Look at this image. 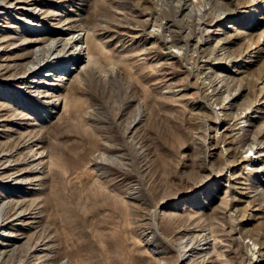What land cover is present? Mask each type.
Here are the masks:
<instances>
[{"label":"rangeland","instance_id":"374dc122","mask_svg":"<svg viewBox=\"0 0 264 264\" xmlns=\"http://www.w3.org/2000/svg\"><path fill=\"white\" fill-rule=\"evenodd\" d=\"M210 2L34 0L17 27L16 13L0 20L4 38L15 35L8 48L22 42L12 58L33 54L22 30L35 15L40 33L81 29L101 48L92 41L96 59L74 86L54 75L24 107L15 93L36 97V82L0 98L13 127L0 131V150L19 146L30 162L46 149L24 200L40 222L25 238L47 242L51 263L264 264V0ZM50 96L58 105L42 107ZM192 241L208 249L180 262Z\"/></svg>","mask_w":264,"mask_h":264},{"label":"bare ground","instance_id":"6f19581e","mask_svg":"<svg viewBox=\"0 0 264 264\" xmlns=\"http://www.w3.org/2000/svg\"><path fill=\"white\" fill-rule=\"evenodd\" d=\"M32 1H34V0H0V20L6 18L7 15H12V14L14 15L16 13L18 15L13 16V19H15V21L14 20L10 21L9 28L17 27L18 26L16 24L17 21H21V20L23 21L24 19H26L23 16L26 14V11L30 9L29 6H30ZM180 1L184 2L185 0H180ZM210 1L211 0H198V3H196V5L197 4L198 5H200V4L205 5V4L211 3ZM199 10H202V9L199 8ZM28 14H29V12H28ZM228 16H229V14L223 15L221 17V19L218 21L225 20ZM38 17L35 15V16H32L30 19H27V21L24 23H27L30 26L31 25L32 26L31 27H29V26L24 27V25H23V30L21 29L23 32V38L22 39H24V40L30 39L29 41H24L25 42L24 45H27V47H30L31 45L34 46L33 54L31 56H28V54H26V53H22L19 56L17 55V56L12 58L11 56H14L17 53L16 52L14 55H12L13 51L15 49H17L18 47H20L22 42L20 43L19 46L14 44L13 47L9 46L10 48H8V42L12 38L14 40L15 35L11 36V37L7 36L6 38H4L3 33L0 32V98L4 97L2 95V93H5L6 90H13L14 91V90H16L17 85H19L21 83H35L36 82L37 83L35 86L36 90H39V92L36 91L37 92L35 94L36 97L23 95L22 91L19 92V94L13 92V94L15 93L16 97H18L20 95L19 101L16 102L17 105H18V103L20 104L18 106L19 108L24 107L25 104L32 103V101L35 102L36 100H38V98L40 97L39 93H40V91H42L41 90L42 87H41V83H40V82H42L41 79L45 78L43 83L46 84L47 83L46 81L49 79L48 77L55 75L57 77L56 80L58 81L56 86L61 87V85L64 84V81H67L66 82L67 84L71 83L73 80L72 75H75V73H78V74L81 73V71H82L81 67H87V65H88L87 63L92 62L93 60L95 61V59H96L95 52H94L93 46L91 44L92 41L95 39V36L92 35V37H90L89 31H81V29H79V30H74V31H72V33H70V32H64L65 30L64 31L54 30V31H49V32L47 31L46 33H40L38 30L39 26H40V23H38V21H40ZM70 17H68V19ZM201 23H202V25L207 27V24L204 21H202ZM227 27H234V25L229 24V25H227ZM15 32H19V30L13 31L12 33H15ZM224 33L223 32L222 33L221 32H215V33L212 32L211 34L212 35L215 34L216 36L222 38L223 44H226V43H229L230 41H228V39L225 40L226 38H224V36H222ZM208 36H211V35H208ZM20 37H22V36H20ZM16 39H17V37H16ZM209 39H211V38L210 37L206 38L205 40H203V42H200L197 46L199 47V46H202L204 44H207L209 42ZM95 40H98V39L96 38ZM94 41H93V43H95ZM13 43H14V41H13ZM174 43L175 44L172 43V46H176V42H174ZM98 44L99 43L97 41V45ZM95 45H96V43H95ZM95 45H94V47H95ZM79 46L81 49L78 53H76L79 49ZM28 49H26V50H28ZM98 49H101L100 46ZM81 51H82V53L80 55ZM99 51H101V50H99ZM72 57L74 58V60L70 59ZM97 58H98V56H97ZM24 61H27V62L25 63ZM62 61H64V62H62ZM69 62H71V63H69ZM96 62H97V60H96ZM96 62H93V64ZM22 65H25L23 67L24 68L23 71L19 72L18 70H16ZM44 66H50V69L47 67L45 72H43V74L40 75V72L42 71ZM20 69H22V68H20ZM48 70H50V72H47ZM84 71H85V69H84ZM32 74H33V80L30 81V80H28V77H30V75H32ZM38 74H39V76H38ZM230 74L231 73L219 75V83H222L224 85L226 83V81L228 80V78L230 77L229 76ZM51 80H53V78H51ZM75 84H76V81H75ZM72 85H73V82H72ZM29 86L31 87V85H29ZM69 87H71V86H69ZM241 89H243L242 84H240V86L237 88L236 92H234L232 94L231 100H235V99L237 100L242 96ZM65 97H66V95H65ZM58 99L60 100L59 97L57 98L55 96H50V97H47L45 100H43V102L40 103V105L42 107H47L48 105L56 106V105H58V102H59ZM1 107H0V109H1L0 110V112H1L0 131H4V132L11 131L13 127L11 128V125L7 124V121H8V119L9 120L12 119V117L9 118V116H8L9 113L5 112L6 108L2 109ZM57 108H58V106H57ZM25 112L26 111H24V113ZM18 131H20V130H18ZM4 132H2V133H4ZM254 137L255 138L252 139L253 141L251 144L252 149L256 144L260 143V141L258 140L259 138L256 135ZM34 138L35 137H33V139ZM35 140H36V138H35ZM31 142H32V140H31ZM25 143H26V141H25ZM36 144H37V142H36ZM16 145H17V143H16ZM44 147L42 145L40 148H38L39 151H37V152L42 153V154L38 158L33 159L32 161H30L31 160L30 159L29 160L30 162H23L22 161V157L19 156V154L21 153V148H19V146H18V148L15 147V148L10 149V150L5 149V148L0 150V194L2 193L1 191H5V190L16 191L13 193L7 192V193H9V195L15 196L18 193L21 194V196L19 198H14V196H8V197L6 196L7 198H3L0 195V197H1L0 198V264H7L8 262H9V264H53L50 262V259L48 256L47 250H48L49 245L47 244V242L40 244L39 241H33L32 239L28 240L29 237L25 238L26 237L25 236L26 231H28L27 229H29L28 227L31 226L32 224L34 225V223L37 225V223L40 222V218L36 219L33 216L34 214H32L33 213L32 207H33L35 202L27 204V203H25L24 200H27V199H25V197L31 194L28 191V189L31 188V186H33L36 181L40 180L41 177H44L43 175L38 176V174H40V172H42V170H43L42 168L47 165V164L45 165V163H46L45 156L46 155L45 154H44L45 156L43 155L44 151L46 150ZM25 153H27V152H25ZM262 155H264V153H262V152L259 153L258 158L261 157ZM27 160H28V158H27ZM21 164H27V166L19 169V166ZM223 171H222V173L224 174ZM238 178H239V176H238ZM209 179H211V177ZM33 233H34V231H33ZM43 233H44V231H43ZM36 234H38V233H36ZM40 234H41V232H40ZM45 236H47V235H45ZM191 236H192L191 239L195 240V242H196V239H198V237L200 235H198L197 233L196 234L194 233ZM154 237H155V235H154ZM39 238H40V236H39ZM204 239H207V237ZM153 241H155V240H153ZM158 242H160V241H158ZM193 243H194V241L190 242L189 244H187L183 248V250H182L183 254L179 259L180 262L185 263L187 260L192 259L193 257L197 256L198 253L203 252L204 250L208 249V246H206L204 248L197 246V248L194 249L195 246ZM155 244H157V243H155ZM207 244H208V242L205 241L204 245H207ZM57 264H74V263L69 259H64V260L59 261Z\"/></svg>","mask_w":264,"mask_h":264}]
</instances>
